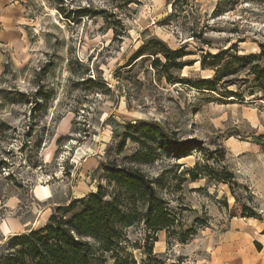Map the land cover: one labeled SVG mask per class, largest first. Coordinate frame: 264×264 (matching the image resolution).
<instances>
[{
    "label": "rangeland",
    "instance_id": "rangeland-1",
    "mask_svg": "<svg viewBox=\"0 0 264 264\" xmlns=\"http://www.w3.org/2000/svg\"><path fill=\"white\" fill-rule=\"evenodd\" d=\"M0 1L20 33L19 46L3 53L0 78V256L9 238L44 225L55 207L98 185L110 196L114 186L100 168L106 162L133 165L157 181L171 215L166 230L126 229L136 264H239L249 245L264 248V96L231 61L264 45V3ZM153 39L170 51L185 46V66L164 74L161 56L154 68L150 50L134 55ZM227 48L221 67L231 84L217 93L241 92L243 100L193 87L214 76L200 58ZM139 123L200 145L178 160L156 150L147 164L133 163L139 146L127 140L117 147L126 126ZM196 163L211 169L191 180L185 170ZM220 170L232 182L220 180ZM241 205L255 216L240 217Z\"/></svg>",
    "mask_w": 264,
    "mask_h": 264
},
{
    "label": "trees",
    "instance_id": "trees-1",
    "mask_svg": "<svg viewBox=\"0 0 264 264\" xmlns=\"http://www.w3.org/2000/svg\"><path fill=\"white\" fill-rule=\"evenodd\" d=\"M249 1L264 3V0ZM184 48L182 46L177 51H170L161 41L153 39L134 55L139 57L143 55L142 51L150 50L148 54L156 57V63L152 64L154 68L159 65L157 56H161L164 63L160 65V70L167 74L169 69L180 71L185 66L181 62L185 56ZM229 49L219 50L214 55L206 53L200 58L201 69L213 70L214 76L195 83L193 87L222 98L239 96V100H243L241 92L238 95L235 91L224 89L223 93H217L219 86L231 84L225 79L227 75H224V67H221ZM207 58L209 61H206ZM231 61L239 64V76L240 73L245 74V77L251 76L252 83L264 96V45L259 46L257 53L235 55ZM166 76L167 81L171 79ZM239 81L245 83L247 79ZM125 132L117 151L123 150L127 140L136 143L139 150L131 157L133 163L147 164L156 150L171 154L178 160L191 148L200 145L194 139L178 141L174 133H168L158 124H128ZM199 167L200 164L196 163L194 168L186 169L185 174L191 180H196L200 174L198 170L206 172L211 169L207 164ZM100 168L108 183L114 186L110 196L98 185L95 192L74 199L66 206L55 207L44 225L8 239L6 252L0 256V264H136L127 251L129 240L126 229L142 223L152 233L166 230L171 215L156 192L157 181L149 179L140 169L115 162L101 163ZM217 174L220 180L232 182L231 174L223 170L217 171ZM254 216L255 213L249 207L241 205L240 217ZM191 232L194 234V228ZM180 241L184 242L185 237ZM146 254L151 258V248ZM152 259L160 264L156 258Z\"/></svg>",
    "mask_w": 264,
    "mask_h": 264
},
{
    "label": "crops",
    "instance_id": "crops-1",
    "mask_svg": "<svg viewBox=\"0 0 264 264\" xmlns=\"http://www.w3.org/2000/svg\"><path fill=\"white\" fill-rule=\"evenodd\" d=\"M9 10L11 9L2 8L0 1V19L5 22V26L0 29V78L3 69V53L7 50L10 51L11 46L12 48L19 46V28L12 23ZM247 253L248 256H239V264H264V248L255 251L249 245Z\"/></svg>",
    "mask_w": 264,
    "mask_h": 264
},
{
    "label": "bare ground",
    "instance_id": "bare-ground-1",
    "mask_svg": "<svg viewBox=\"0 0 264 264\" xmlns=\"http://www.w3.org/2000/svg\"><path fill=\"white\" fill-rule=\"evenodd\" d=\"M38 191L41 193V195L45 198V199H49L51 198V191L49 189L48 186H40V184L38 185Z\"/></svg>",
    "mask_w": 264,
    "mask_h": 264
}]
</instances>
